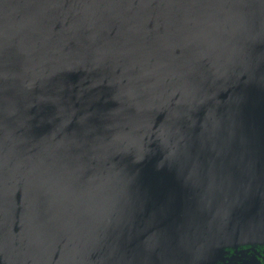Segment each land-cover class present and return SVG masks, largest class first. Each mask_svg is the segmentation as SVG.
I'll list each match as a JSON object with an SVG mask.
<instances>
[{
	"label": "water",
	"instance_id": "obj_1",
	"mask_svg": "<svg viewBox=\"0 0 264 264\" xmlns=\"http://www.w3.org/2000/svg\"><path fill=\"white\" fill-rule=\"evenodd\" d=\"M0 223L19 264L264 242V0H0Z\"/></svg>",
	"mask_w": 264,
	"mask_h": 264
},
{
	"label": "flooded vegetation",
	"instance_id": "obj_2",
	"mask_svg": "<svg viewBox=\"0 0 264 264\" xmlns=\"http://www.w3.org/2000/svg\"><path fill=\"white\" fill-rule=\"evenodd\" d=\"M0 223V264H19V251L3 238ZM23 252V251H22ZM21 252V253H22ZM222 254L202 264H264V242H244L228 245Z\"/></svg>",
	"mask_w": 264,
	"mask_h": 264
}]
</instances>
